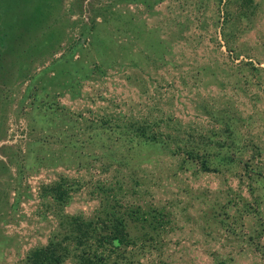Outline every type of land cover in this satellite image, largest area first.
<instances>
[{
    "label": "rangeland",
    "instance_id": "rangeland-1",
    "mask_svg": "<svg viewBox=\"0 0 264 264\" xmlns=\"http://www.w3.org/2000/svg\"><path fill=\"white\" fill-rule=\"evenodd\" d=\"M49 260L264 264V0H0V264Z\"/></svg>",
    "mask_w": 264,
    "mask_h": 264
},
{
    "label": "trees",
    "instance_id": "trees-1",
    "mask_svg": "<svg viewBox=\"0 0 264 264\" xmlns=\"http://www.w3.org/2000/svg\"><path fill=\"white\" fill-rule=\"evenodd\" d=\"M227 127H228V125H227ZM229 129H230V127H229ZM203 163V166L205 167V168H208V165H206V163L205 162H202ZM116 239V241H117V243H120V241H121V238L120 237H118L117 235H115L114 236ZM36 253V257H38L39 255L41 256V258H46V257H50V256H48V254H47V252H40L39 253V251H36L35 252ZM47 264H48V262H46ZM37 264V263H36ZM39 264H41V263H39ZM49 264H56V262H52V260H49Z\"/></svg>",
    "mask_w": 264,
    "mask_h": 264
}]
</instances>
